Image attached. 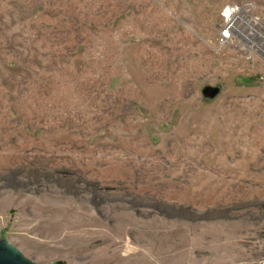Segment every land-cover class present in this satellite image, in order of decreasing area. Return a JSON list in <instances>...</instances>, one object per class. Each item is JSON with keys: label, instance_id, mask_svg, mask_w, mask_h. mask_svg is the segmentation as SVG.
<instances>
[{"label": "rangeland", "instance_id": "obj_1", "mask_svg": "<svg viewBox=\"0 0 264 264\" xmlns=\"http://www.w3.org/2000/svg\"><path fill=\"white\" fill-rule=\"evenodd\" d=\"M234 6L264 27V0H0V240L39 264L264 259V43L246 19L221 44Z\"/></svg>", "mask_w": 264, "mask_h": 264}, {"label": "water", "instance_id": "obj_2", "mask_svg": "<svg viewBox=\"0 0 264 264\" xmlns=\"http://www.w3.org/2000/svg\"><path fill=\"white\" fill-rule=\"evenodd\" d=\"M220 93L218 87L207 86L203 89L206 98L213 99ZM0 264H39L24 255V253L8 240H0ZM60 264V263H50Z\"/></svg>", "mask_w": 264, "mask_h": 264}, {"label": "built area", "instance_id": "obj_3", "mask_svg": "<svg viewBox=\"0 0 264 264\" xmlns=\"http://www.w3.org/2000/svg\"><path fill=\"white\" fill-rule=\"evenodd\" d=\"M241 7L234 6L226 9L224 13V23L220 33V41L222 45H227L230 43H236V38L238 37V31L236 26L235 16L240 11ZM258 264H264V259H262Z\"/></svg>", "mask_w": 264, "mask_h": 264}, {"label": "bare ground", "instance_id": "obj_4", "mask_svg": "<svg viewBox=\"0 0 264 264\" xmlns=\"http://www.w3.org/2000/svg\"><path fill=\"white\" fill-rule=\"evenodd\" d=\"M247 10L248 9H246V8H241L240 11L235 16L236 26H237V31H238V37L239 38L241 37V38L247 39L244 36V33H243V31H245V30H242V27H243L244 24H246V19H247L248 21H251L254 24L253 25L254 27L256 26L258 28V31H257V29L256 30L253 29L254 27H251L250 28V30L252 31V33L257 34V37L256 36L255 37H252L251 39H247V41L249 43H251L253 46H257L256 43L253 42V40H256L257 39L258 40L257 41L258 42L257 44H259L260 42H263L264 43V35L261 34V32H259L260 30L261 31H264V27L262 26V24L260 23V21L258 19H256V18L252 17L248 13ZM237 38H236V40H237ZM259 47L260 46H258V48Z\"/></svg>", "mask_w": 264, "mask_h": 264}]
</instances>
